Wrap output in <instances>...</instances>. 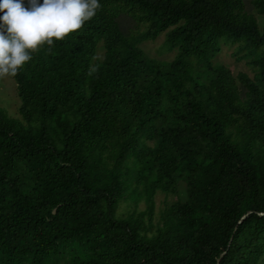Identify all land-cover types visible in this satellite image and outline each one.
Segmentation results:
<instances>
[{
  "label": "trees",
  "instance_id": "obj_1",
  "mask_svg": "<svg viewBox=\"0 0 264 264\" xmlns=\"http://www.w3.org/2000/svg\"><path fill=\"white\" fill-rule=\"evenodd\" d=\"M99 2L10 75L28 124L0 108V264H264V27L245 0ZM164 31L169 61L138 45Z\"/></svg>",
  "mask_w": 264,
  "mask_h": 264
},
{
  "label": "clouds",
  "instance_id": "obj_2",
  "mask_svg": "<svg viewBox=\"0 0 264 264\" xmlns=\"http://www.w3.org/2000/svg\"><path fill=\"white\" fill-rule=\"evenodd\" d=\"M101 9L99 0H0V77L23 71L41 46L50 52L70 33H82Z\"/></svg>",
  "mask_w": 264,
  "mask_h": 264
},
{
  "label": "rangeland",
  "instance_id": "obj_3",
  "mask_svg": "<svg viewBox=\"0 0 264 264\" xmlns=\"http://www.w3.org/2000/svg\"><path fill=\"white\" fill-rule=\"evenodd\" d=\"M245 6L247 10H250L256 16L258 25L264 27V14H259L252 6V0H245ZM121 21L124 29L131 35H137L146 29L144 23L136 22L129 16H122ZM139 47L150 57L169 61L175 56L176 50H168L165 46V31L160 33L155 39L144 40L140 42ZM243 52H238L237 44L230 42H222L220 52L213 60L214 63H220L226 65L233 75H237L239 72L246 73L249 77H253L254 70L251 69L245 62V59L237 60V57L242 55ZM103 50L99 49L97 55L101 57ZM20 105V99L17 95L16 84L14 79L9 75L0 77V108L4 114L9 118H15L25 125L28 123L21 121L22 117L18 112ZM178 197H184V185L181 182L178 186V194L164 193L156 191L153 196L154 201V221L157 220L161 210L167 205L171 204ZM135 210H142L145 208L144 200H140L135 206L131 201H124L120 203L117 214L124 215L126 212Z\"/></svg>",
  "mask_w": 264,
  "mask_h": 264
},
{
  "label": "water",
  "instance_id": "obj_4",
  "mask_svg": "<svg viewBox=\"0 0 264 264\" xmlns=\"http://www.w3.org/2000/svg\"><path fill=\"white\" fill-rule=\"evenodd\" d=\"M247 214H248V213H246L245 215H243V216H242V219H243V218H244V217H245ZM239 222H240V221H239ZM223 254H224V252H223V253H221V255H220V256H222ZM219 260H220V259H217V264L219 263Z\"/></svg>",
  "mask_w": 264,
  "mask_h": 264
}]
</instances>
